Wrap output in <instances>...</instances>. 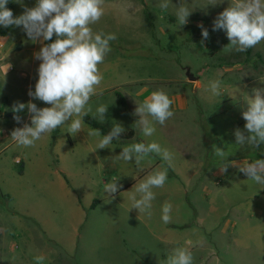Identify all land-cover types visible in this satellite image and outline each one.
I'll list each match as a JSON object with an SVG mask.
<instances>
[{
	"label": "rangeland",
	"instance_id": "obj_1",
	"mask_svg": "<svg viewBox=\"0 0 264 264\" xmlns=\"http://www.w3.org/2000/svg\"><path fill=\"white\" fill-rule=\"evenodd\" d=\"M12 2L16 17L36 0ZM182 2L191 15L179 27L175 12ZM230 2L170 0L161 10L159 0H104V15L90 27L117 39L98 65L103 80L88 115L93 118L106 105L104 122L95 120L108 133L115 123L134 132L104 149L83 120L78 133L66 121L33 147H18L11 139L14 128L31 126L26 108L16 114L20 124L14 115L5 116L17 102L51 105L28 96L38 80L41 61L34 53L42 44L30 40L22 26L7 27L9 37L0 48V264H37V256L44 257L39 264H165L178 247L191 251L193 264H264V184L247 180L239 167L220 171L231 160L264 159V143L255 150L235 144V129L244 130L246 123L247 98H254V88H264V41L250 55L226 48V31L212 27ZM199 24L209 32L203 45ZM213 80L221 81L219 96L208 90ZM161 89L173 101L174 115L164 125L154 122L155 133L146 137L135 124L136 111L120 108L114 91L138 106ZM153 141L173 154L174 167L164 187L153 189L149 218L131 209L130 197L134 185L165 162L155 154L139 167L134 158L112 160L131 143ZM214 145L226 151L224 159L214 155ZM113 177L120 187L110 195L104 185ZM93 201L98 204L91 209ZM166 201L173 206L169 224L161 219Z\"/></svg>",
	"mask_w": 264,
	"mask_h": 264
},
{
	"label": "clouds",
	"instance_id": "obj_2",
	"mask_svg": "<svg viewBox=\"0 0 264 264\" xmlns=\"http://www.w3.org/2000/svg\"><path fill=\"white\" fill-rule=\"evenodd\" d=\"M16 2L20 3L21 0ZM8 3L9 0H0V25L5 28L22 26L30 40L42 44L40 50L34 53V58L41 61L37 69L38 80L35 90L30 89L28 96L51 105L38 108L31 100L27 104L17 102L12 111L19 113L26 108L31 126L24 123L23 127L14 128L11 139L18 147H33L43 134L65 125L66 121H70L67 125L69 131L78 133L81 131L82 117L92 111L90 98L103 80L98 65L111 52L110 42L117 39L114 33H94L90 27L104 15V0H36L34 7L25 6L23 13L16 17L6 7ZM169 3L170 0H159L158 6L161 10H167ZM175 15L181 27L188 23L191 11L182 2L176 7ZM198 27L201 28L203 45L209 39V32L203 24ZM217 30L226 31L230 41L226 48H234L237 52H245L264 41V0H231L229 6L213 21L212 31ZM220 88V80L209 81L208 90L213 95H221ZM253 93L254 98H247V110L242 112V118L246 121L244 130L235 129L234 136L236 145H248L255 150L264 143V88H254ZM172 103L169 95L161 89L153 91L138 104L135 114L140 119L135 124L144 136L150 137L155 133L154 122L164 125L173 117L174 112L170 110ZM107 111L108 106L101 104L96 108L93 118L103 123ZM13 119L17 124L21 123L19 115H14ZM124 132V127L115 123L107 135H102L98 129H92L89 135L101 137L98 149H104L114 139L118 141ZM213 152L221 159L226 157V151L215 145ZM152 154L159 156L165 163L135 184V192L130 197L133 202L131 209H137L149 218L155 199L153 189L164 187L169 169L174 167L173 154L155 141L147 144L134 142L123 147L112 160L129 162L134 158L139 167ZM230 166H236V162L225 163L220 167L221 173H226ZM239 171L247 180L264 184V159L245 161ZM118 180L113 177L111 182L104 185V192L110 195L117 193L120 187ZM172 207L167 201L162 205L161 219L165 224L171 223ZM187 244L193 245V241L188 240ZM43 259V256L35 257L37 264ZM165 264H193V255L186 247L174 248Z\"/></svg>",
	"mask_w": 264,
	"mask_h": 264
},
{
	"label": "trees",
	"instance_id": "obj_3",
	"mask_svg": "<svg viewBox=\"0 0 264 264\" xmlns=\"http://www.w3.org/2000/svg\"><path fill=\"white\" fill-rule=\"evenodd\" d=\"M12 2L9 0V3L6 5V7L8 9L12 8ZM222 12V11H221ZM220 12V13H221ZM10 33L8 28H5L4 26H0V36H8ZM53 39H55V37H53ZM47 43V42H46ZM21 47L20 43L16 46L17 49H19ZM250 51L251 48L248 49L246 51L247 55H250ZM255 57L256 60H258L259 62L262 61V55L260 53H255ZM114 94L116 96V103L117 105L122 108L125 112H130V107L129 104L126 100V98L117 91H114ZM13 108H11L9 111L13 113V115H16L17 113H14L12 111ZM83 122L88 125L89 127H91L92 129H98L102 135H107L108 134V130L106 129V127L104 125H102L101 123H99L97 120H95L94 118H92L91 116L87 115L86 117H82ZM134 135L133 130H129L128 132H124L123 134H121L120 136V140H124V139H129ZM98 204V201H93L92 205H91V209H93L95 207V205Z\"/></svg>",
	"mask_w": 264,
	"mask_h": 264
},
{
	"label": "crops",
	"instance_id": "obj_4",
	"mask_svg": "<svg viewBox=\"0 0 264 264\" xmlns=\"http://www.w3.org/2000/svg\"><path fill=\"white\" fill-rule=\"evenodd\" d=\"M11 2L12 1H15V0H10ZM12 5H14V3L12 2ZM12 8H13V6H12ZM12 8L10 9V10H12ZM10 34V33H9ZM9 37V35L8 36H5V37H3V36H0V48H2L3 46H5L6 45V40H7V38ZM23 50V45L21 44V48H20V52ZM142 97V96H141ZM137 98V97H136ZM130 99V100H129ZM127 98L126 97V100H127V102H128V104H129V107H130V109H133V110H135L136 111V108L138 107L134 102H133V100L131 99V98ZM179 106L180 107H182V105L179 103ZM179 109H181V108H179ZM171 111L173 110V108H171L170 109ZM127 113V112H126ZM245 147H247V145L245 146ZM248 148V147H247ZM232 161H235L236 162V166H233V168H238V167H242L243 166V163L245 162V161H249V162H251V158L250 157H245V158H242V159H240V160H231L230 162H232ZM220 171H217V172H215L214 173V175L216 176V177H218V173H219ZM211 193V192H210ZM209 194V193H208ZM209 253L210 254H215L214 253V251H213V248H210V251H209Z\"/></svg>",
	"mask_w": 264,
	"mask_h": 264
},
{
	"label": "water",
	"instance_id": "obj_5",
	"mask_svg": "<svg viewBox=\"0 0 264 264\" xmlns=\"http://www.w3.org/2000/svg\"><path fill=\"white\" fill-rule=\"evenodd\" d=\"M186 76H187V79L189 81H195L196 80V78L192 74H190L189 71L186 72ZM12 115H13L12 112H8V113L5 114V116H12Z\"/></svg>",
	"mask_w": 264,
	"mask_h": 264
}]
</instances>
